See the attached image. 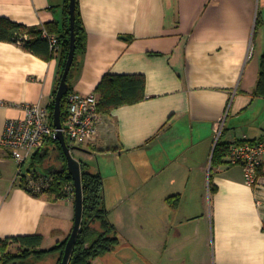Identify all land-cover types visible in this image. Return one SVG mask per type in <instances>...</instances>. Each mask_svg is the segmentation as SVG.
<instances>
[{"label": "crops", "instance_id": "0c3cea01", "mask_svg": "<svg viewBox=\"0 0 264 264\" xmlns=\"http://www.w3.org/2000/svg\"><path fill=\"white\" fill-rule=\"evenodd\" d=\"M68 5L0 0V19L60 38ZM77 13L84 40L68 77L71 92L99 100L107 74L145 79L141 101L101 114L94 142L76 145L87 155L86 163L76 161L103 179L104 205L120 239L92 264H264V163L258 189L245 183L239 165H209L220 125L222 144L264 141V97L254 93L264 0H77ZM60 52L43 56L0 41V137L25 105L52 114ZM52 147L48 141L34 153L27 171ZM12 163L0 157V239L40 235L47 250L69 238L74 199L30 195ZM58 260L55 254L41 264Z\"/></svg>", "mask_w": 264, "mask_h": 264}, {"label": "trees", "instance_id": "16d2710c", "mask_svg": "<svg viewBox=\"0 0 264 264\" xmlns=\"http://www.w3.org/2000/svg\"><path fill=\"white\" fill-rule=\"evenodd\" d=\"M42 29L27 28L23 25L0 19V41L15 42L18 38L28 35L29 39H22V44L34 53H41L43 56H49L50 52L47 43L41 39ZM74 32L76 36V52L82 47L84 40V30L79 21L77 13V0L75 12ZM69 26L66 29L65 36L60 37L61 52L59 66L61 73L63 71L68 50H69ZM42 47L40 52L37 47ZM73 60V63H74ZM73 66V64H72ZM72 69V67H71ZM70 69V71H71ZM70 74V72H69ZM68 74V77H69ZM68 83V78H67ZM145 79L142 75H111L107 74L103 77L97 90L99 94L98 109L101 114H107L112 109L123 105L134 104L144 98ZM61 101V122L65 121L67 113V96ZM256 96L264 97V52L260 58L259 78L254 91ZM50 114V119L51 118ZM52 148L46 151L43 155H35L33 157L34 164H43L50 159L52 149L55 150V156L59 161V168H48L47 174L41 176L50 177V184L44 193L54 195L56 198H63V191L66 185H70L72 179L67 172L66 159L64 153L56 140H50ZM228 144L217 142L211 162L210 168L221 164L227 154ZM31 167V168H32ZM81 169V186L83 197V212L78 235L72 250L71 257L67 264H92L96 258H99L106 253L114 251L120 245L115 227L108 218V211L104 205L103 197V179L99 173H91L87 167L80 163ZM31 173L33 178H37L35 170H28L27 174ZM20 186L24 189V179L21 180ZM68 238L61 243H57L47 250L40 249L42 244V236L28 235L18 236L5 240L0 239V264H37L43 261L46 257L57 254L61 263L62 255ZM11 244H16L19 248L16 251H10Z\"/></svg>", "mask_w": 264, "mask_h": 264}, {"label": "built area", "instance_id": "2783aa9c", "mask_svg": "<svg viewBox=\"0 0 264 264\" xmlns=\"http://www.w3.org/2000/svg\"><path fill=\"white\" fill-rule=\"evenodd\" d=\"M22 39H27L26 35L18 38L16 43L22 44ZM41 39L47 43L50 54L55 55L60 51L61 42L57 35L43 29ZM98 104L99 100L95 94L82 95L76 92L68 94L67 113L61 128L66 141L69 140L73 145L94 142L102 116ZM222 131L223 127L220 125L212 145L210 162ZM56 133L48 110L40 105H25L24 116L21 119H9L5 122L0 137V157L16 162L19 167L17 178L24 179V190L30 195L43 194L48 189L51 179L38 173L37 178H33L31 173L25 177L22 167L34 153L40 152L48 141L56 140ZM224 161L229 165H239L243 170L245 183L253 189H258L260 171L264 163V141H231ZM62 193L63 198L73 200L75 195L73 183L66 185Z\"/></svg>", "mask_w": 264, "mask_h": 264}, {"label": "water", "instance_id": "95a60500", "mask_svg": "<svg viewBox=\"0 0 264 264\" xmlns=\"http://www.w3.org/2000/svg\"><path fill=\"white\" fill-rule=\"evenodd\" d=\"M69 50L66 58V62L58 83V87L55 93L53 112H52V126L57 130L56 133V141L59 143L65 159H66V168L67 172L72 179V183L74 186V225L71 231V234L68 238V241L65 245L64 252L62 255V260L60 264H67L72 250L75 244L76 237L79 232L82 212H83V197H82V186H81V169L80 163L76 161L72 155V150H82L81 148L74 146H68L64 135L61 132L62 122H61V101L62 98L68 93V83L67 78L70 72V69L73 64L75 48H76V36L74 32V24H75V12H76V0H69ZM84 151V150H82Z\"/></svg>", "mask_w": 264, "mask_h": 264}, {"label": "rangeland", "instance_id": "374dc122", "mask_svg": "<svg viewBox=\"0 0 264 264\" xmlns=\"http://www.w3.org/2000/svg\"><path fill=\"white\" fill-rule=\"evenodd\" d=\"M67 142L69 143V146H76V145H73V144H71L70 142H69V140H67ZM79 145H81V144H79ZM46 151H50V148H48V149H46L45 151H43L41 154H39V155H43ZM71 155H72V157L75 159V160H82L83 162H85L86 163V159H87V155L85 154V153H83V152H80V151H75V150H72L71 151ZM52 159H54V157H52ZM54 162H55V160H54ZM209 162H210V159H209ZM16 162L15 161H13V163H12V169L14 170V174L17 176V173H18V169H19V167H18V165L17 164H15ZM89 163H91L92 165H93V167H96V165H97V162L95 161V162H89ZM50 166H52V165H54V163H52L51 161H49V163H48ZM47 163L45 164V166L43 165V164H34L33 166H34V170L38 173V174H44V173H47L48 172V170L46 169V166L48 165ZM30 165V162L29 161H27L24 165H23V167H22V173L24 174V176L25 177H27V167ZM209 165H210V163H209ZM31 170H33V169H31ZM18 186L20 185V183H21V178H19L18 180ZM11 252H12V250H11ZM37 264H41V262L40 263H37ZM42 264H48V263H46V262H44V263H42Z\"/></svg>", "mask_w": 264, "mask_h": 264}]
</instances>
